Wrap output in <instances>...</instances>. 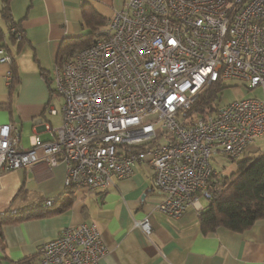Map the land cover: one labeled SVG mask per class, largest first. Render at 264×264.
<instances>
[{
    "label": "built area",
    "instance_id": "2783aa9c",
    "mask_svg": "<svg viewBox=\"0 0 264 264\" xmlns=\"http://www.w3.org/2000/svg\"><path fill=\"white\" fill-rule=\"evenodd\" d=\"M0 62H12L1 46ZM229 79L264 88V0H123L91 45L56 65L63 102L35 120L51 139L33 134L26 148L13 124H0V172L43 156L51 167L67 163V187L107 190L144 162L163 194L157 208L174 217L191 206L200 211L218 172L212 157L242 158L264 133L258 97L233 100L190 125L179 119L209 84ZM55 117L61 124L53 128ZM135 226L151 233L148 216ZM106 252L95 224L81 223L45 241L33 264H101Z\"/></svg>",
    "mask_w": 264,
    "mask_h": 264
},
{
    "label": "crops",
    "instance_id": "0c3cea01",
    "mask_svg": "<svg viewBox=\"0 0 264 264\" xmlns=\"http://www.w3.org/2000/svg\"><path fill=\"white\" fill-rule=\"evenodd\" d=\"M2 4L3 0L1 8ZM122 4L123 0H10L13 19L23 29L20 43L10 32L16 26L7 27L0 9L5 44L1 47L12 57L10 63L0 62V124H13L21 145L30 147L36 133L45 140L52 137L35 120L45 118L49 107L61 106V102L52 103L56 92L52 94L50 88L54 89L56 65L69 57L61 58V49L71 38L97 35ZM9 71L14 77L10 84ZM48 122L56 128L61 119ZM263 135L248 146L242 158L264 149ZM67 167L65 162L51 167L40 156L27 166L0 172V214L20 210L31 214L1 224L4 264L39 253L38 260L45 241L81 223H93L101 233L107 246L101 264H264V219L242 232L219 227L204 233L198 208L191 206L180 217L157 208L163 194L153 184L154 171L148 163H138L131 175L116 179L107 190L67 187ZM48 198L55 200L54 206L44 213L48 210L41 205ZM206 204L201 201L203 208ZM146 216L152 226L149 235L135 226V220Z\"/></svg>",
    "mask_w": 264,
    "mask_h": 264
},
{
    "label": "trees",
    "instance_id": "16d2710c",
    "mask_svg": "<svg viewBox=\"0 0 264 264\" xmlns=\"http://www.w3.org/2000/svg\"><path fill=\"white\" fill-rule=\"evenodd\" d=\"M1 14L7 22V27L16 26L20 31L21 38H18L17 34H12V37L15 40L19 39L20 43L24 38L23 29L20 23L13 19L10 0H3ZM84 15L91 18L89 12L85 11ZM92 34L91 36L87 34L78 38H71L61 49L59 56L61 58L64 55L70 56L77 49L91 45L100 36V32L97 35L95 32H92ZM3 38L4 31L0 25V46L5 45ZM13 78L12 76V80ZM225 86L226 83L224 82L209 84L191 105L183 111L182 115L179 113V119L182 123L190 125L196 117L216 111L218 106L215 102ZM50 88L51 93L54 94V89L51 86ZM236 166L237 170L235 172L226 174L218 171L208 181L211 197L199 213L201 228L204 233L215 231L219 227L242 232L251 227L257 220L264 219V149L255 155L237 159ZM53 206L54 204L49 208H43L42 204L41 209L48 210L44 212L47 213L52 211ZM11 214H14V216L12 217ZM30 216L31 214L27 210L0 214V233L2 223L22 220ZM38 254L22 258L14 264H33L37 261L36 256ZM0 264H4L2 257H0Z\"/></svg>",
    "mask_w": 264,
    "mask_h": 264
},
{
    "label": "rangeland",
    "instance_id": "374dc122",
    "mask_svg": "<svg viewBox=\"0 0 264 264\" xmlns=\"http://www.w3.org/2000/svg\"><path fill=\"white\" fill-rule=\"evenodd\" d=\"M0 9H1V0H0ZM2 20L3 19L0 18V23L4 28V22ZM248 97L264 98V92L260 87L251 88L242 79H229L226 81V86L224 87L223 91L219 94L218 99L216 100L215 103L218 107H221L233 100L240 98H248ZM60 102L62 104L63 102L62 98L60 97L59 94L55 93L52 103L57 105ZM55 118H59V117H55ZM261 138L263 139L264 135ZM255 154L256 153L252 155ZM211 162L213 163L217 171H221L226 174H230L237 170V166H236L237 160H233L228 156H226L225 154H220V153L217 154L216 156L212 157ZM201 201L203 204H206L208 202V200H206L205 198H202Z\"/></svg>",
    "mask_w": 264,
    "mask_h": 264
}]
</instances>
